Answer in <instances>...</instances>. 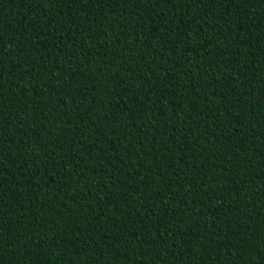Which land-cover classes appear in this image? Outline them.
I'll list each match as a JSON object with an SVG mask.
<instances>
[{
  "label": "trees",
  "instance_id": "obj_1",
  "mask_svg": "<svg viewBox=\"0 0 264 264\" xmlns=\"http://www.w3.org/2000/svg\"><path fill=\"white\" fill-rule=\"evenodd\" d=\"M0 264H264V0H0Z\"/></svg>",
  "mask_w": 264,
  "mask_h": 264
}]
</instances>
